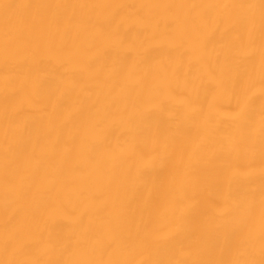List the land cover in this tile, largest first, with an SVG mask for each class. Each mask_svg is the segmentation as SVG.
<instances>
[{"label": "bare ground", "instance_id": "bare-ground-1", "mask_svg": "<svg viewBox=\"0 0 264 264\" xmlns=\"http://www.w3.org/2000/svg\"><path fill=\"white\" fill-rule=\"evenodd\" d=\"M0 264H264V0H0Z\"/></svg>", "mask_w": 264, "mask_h": 264}]
</instances>
